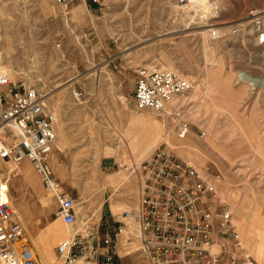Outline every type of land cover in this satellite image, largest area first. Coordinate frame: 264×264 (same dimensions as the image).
I'll return each instance as SVG.
<instances>
[{
  "label": "rangeland",
  "instance_id": "374dc122",
  "mask_svg": "<svg viewBox=\"0 0 264 264\" xmlns=\"http://www.w3.org/2000/svg\"><path fill=\"white\" fill-rule=\"evenodd\" d=\"M85 1L64 12L53 0H0V82L25 81L47 94L55 116L51 165L77 205L67 228L32 164L0 160L31 250L42 264H57L55 249L71 230H112L111 214L122 212L112 200H131L128 183L136 195L129 167L166 144L214 181L220 204L237 215L241 246L261 264L244 239L252 231L264 244V44L253 30L256 17L264 23V0H101V11ZM204 9L207 16H187ZM154 68L191 84L176 100L189 130L178 138L169 117L175 107H167V126L142 159L129 147L141 132L130 117L162 118L138 112L133 91L139 73Z\"/></svg>",
  "mask_w": 264,
  "mask_h": 264
},
{
  "label": "built area",
  "instance_id": "2783aa9c",
  "mask_svg": "<svg viewBox=\"0 0 264 264\" xmlns=\"http://www.w3.org/2000/svg\"><path fill=\"white\" fill-rule=\"evenodd\" d=\"M67 12L74 0H53ZM84 1V0H83ZM99 11L106 5L90 0ZM257 43L264 44L262 18L253 20ZM0 160L18 165L29 161L45 191L56 203L65 226L76 222V201L52 171L55 116L46 108L47 94L25 81L0 82ZM191 84L168 69L142 70L133 101L138 112L170 116L183 139L189 124L177 98ZM137 179L134 206L111 214L112 230L100 235L99 224L62 240L55 249L57 264H118L119 253L137 254L139 264H257L243 249L231 212L220 204L214 181L204 177L174 150L162 144L139 164L130 166ZM0 176V264H40L26 242L15 208Z\"/></svg>",
  "mask_w": 264,
  "mask_h": 264
},
{
  "label": "bare ground",
  "instance_id": "6f19581e",
  "mask_svg": "<svg viewBox=\"0 0 264 264\" xmlns=\"http://www.w3.org/2000/svg\"><path fill=\"white\" fill-rule=\"evenodd\" d=\"M188 12H190V13H192V12L193 13L200 12L201 13V16H203V15H206L207 16L208 9L198 10V11H195V12L192 11V10L191 11H187V16H188ZM164 112L165 113H163V114L160 113V115H157L158 117L162 118L160 120V122L151 120L150 118H148V117H146L144 115L143 116H140V117H133V116L130 117V119H131L130 123H132L134 127H137L138 130H140L141 132L140 133L138 132V134L135 136V140L136 141H133L132 144H129V147L132 150V152H134V153H140V155H141L140 158H142L144 155H146V153L157 143V140H155V138H156V135H157L158 131H160V130L163 131V129L167 126L166 125V119H167L168 115L170 114V112H168L167 109ZM169 117H170V115H169ZM188 145L186 147H188L189 149H191L192 147L190 145L189 146ZM129 169H130V167H129ZM18 171L21 172V173H23L21 169H18ZM27 173L28 172L26 171V173H24V175L26 176ZM130 176H131V173H130ZM4 188L7 190V186H6L5 183H4ZM119 208H120V206H119ZM58 220H60V219H58ZM82 225H78V226L80 227ZM85 225H83L82 227H84ZM65 227L72 228L70 226H65ZM81 228H79V230ZM73 233H74V231L71 230V232L68 234V237L71 236ZM42 261H44V260L42 259ZM40 264H42L41 261H40Z\"/></svg>",
  "mask_w": 264,
  "mask_h": 264
},
{
  "label": "crops",
  "instance_id": "0c3cea01",
  "mask_svg": "<svg viewBox=\"0 0 264 264\" xmlns=\"http://www.w3.org/2000/svg\"><path fill=\"white\" fill-rule=\"evenodd\" d=\"M84 2V5L87 7V1H83ZM128 126H129V122H128ZM193 148V147H192ZM191 148V152H193V149L195 150V148L192 149ZM52 157V156H51ZM50 164H51V159H50ZM51 168H52V165H51ZM52 171H53V168H52ZM54 174V172H53ZM137 184V183H136ZM121 188L118 187L116 190H114L111 198L113 197V195L117 194L118 190ZM125 190V194H129L131 196V200L130 201H127L126 203H124L123 201H120L118 203V201L116 200H112V205H111V208L114 210V211H117L118 213L120 212V210H123L125 208H129L132 206H134V204L136 203V200H137V185H136V195H135V189H134V186L130 183L127 184V186L124 188ZM121 195H124V192H120V196ZM135 201V202H134ZM120 206V208H119ZM228 206V205H227ZM229 207V206H228ZM76 212V211H75ZM236 214V213H235ZM235 214L232 216L233 219H235L234 217ZM237 218V217H236ZM238 220V219H237ZM55 221V220H54ZM112 222V220H111ZM55 224V222L53 223H50L45 229L44 231L47 230V228L50 226V225H53ZM258 240H256V237L252 235V231H250V234L249 236L244 239L245 243H246V247L248 248V251H250L252 254H254L256 256V258L258 259V261L261 263V264H264V244H261L259 239L260 238H257ZM62 241V240H61ZM60 242V241H59ZM58 242V243H59ZM263 250V251H262ZM263 257V258H262ZM128 258H131V259H135V264H139V256L137 254H131V255H127L126 253H124L123 251H120L119 253V260H118V263H120L122 260H125V259H128Z\"/></svg>",
  "mask_w": 264,
  "mask_h": 264
}]
</instances>
